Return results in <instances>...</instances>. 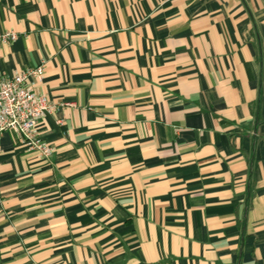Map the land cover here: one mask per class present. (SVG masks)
<instances>
[{
    "label": "crops",
    "instance_id": "0c3cea01",
    "mask_svg": "<svg viewBox=\"0 0 264 264\" xmlns=\"http://www.w3.org/2000/svg\"><path fill=\"white\" fill-rule=\"evenodd\" d=\"M0 31L53 104L50 157L0 135V264H264V0H0Z\"/></svg>",
    "mask_w": 264,
    "mask_h": 264
},
{
    "label": "built area",
    "instance_id": "2783aa9c",
    "mask_svg": "<svg viewBox=\"0 0 264 264\" xmlns=\"http://www.w3.org/2000/svg\"><path fill=\"white\" fill-rule=\"evenodd\" d=\"M15 37L13 31H0V42H10ZM42 76V65L20 69L11 77L0 74V135L13 131L27 150L48 158L53 147L42 138L38 123L53 109V104L46 94L28 84L31 77L39 81Z\"/></svg>",
    "mask_w": 264,
    "mask_h": 264
}]
</instances>
